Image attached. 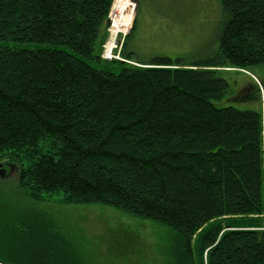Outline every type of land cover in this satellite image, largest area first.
Returning <instances> with one entry per match:
<instances>
[{
    "label": "trees",
    "instance_id": "obj_1",
    "mask_svg": "<svg viewBox=\"0 0 264 264\" xmlns=\"http://www.w3.org/2000/svg\"><path fill=\"white\" fill-rule=\"evenodd\" d=\"M220 3L213 57L137 62L136 20L124 63L102 57L114 0H0V42L60 48L0 46V264H96L47 203L153 222L166 264H195L197 241L200 264H264V116L216 104L221 69L264 66V0Z\"/></svg>",
    "mask_w": 264,
    "mask_h": 264
},
{
    "label": "rangeland",
    "instance_id": "obj_2",
    "mask_svg": "<svg viewBox=\"0 0 264 264\" xmlns=\"http://www.w3.org/2000/svg\"><path fill=\"white\" fill-rule=\"evenodd\" d=\"M124 2L133 3L136 7L134 10L128 6L125 8ZM130 16L132 23L126 27L123 24ZM109 18V35L102 57L124 63L127 61L121 56V46L136 20V28L127 46L129 51L135 53L134 59L137 62H149L158 56L186 59L189 62L209 59L218 51L224 23L220 0H114ZM113 27L120 31L115 38L113 58L107 59L105 53ZM0 46L29 50L60 49L15 41L0 42ZM221 70L229 89L223 99L216 102L217 106L255 111L264 116V66L252 67L248 71ZM10 174L9 180L4 182L14 180L16 167L14 174ZM6 186L8 188L14 185L8 183ZM22 200L27 201L24 198ZM36 206L56 214L70 224L82 227L89 241V255L95 259L96 264H166L165 248L158 242V237L164 232L153 222L133 218L110 206L76 208L61 207L55 203ZM129 229L140 233L141 238H125L124 234ZM115 231H120L124 238L118 237L119 233L115 235ZM199 247V241L195 242V264H200Z\"/></svg>",
    "mask_w": 264,
    "mask_h": 264
},
{
    "label": "bare ground",
    "instance_id": "obj_3",
    "mask_svg": "<svg viewBox=\"0 0 264 264\" xmlns=\"http://www.w3.org/2000/svg\"><path fill=\"white\" fill-rule=\"evenodd\" d=\"M119 29L117 27H113L111 36H110V40L108 42L107 48H106V53H105V57L107 59H112L113 56V50L115 49V38L117 36V34L119 33Z\"/></svg>",
    "mask_w": 264,
    "mask_h": 264
},
{
    "label": "water",
    "instance_id": "obj_4",
    "mask_svg": "<svg viewBox=\"0 0 264 264\" xmlns=\"http://www.w3.org/2000/svg\"><path fill=\"white\" fill-rule=\"evenodd\" d=\"M110 23V18L108 19V24ZM14 170H15V165L13 164H8V163H0V175L2 177H8V176H11L10 173L13 172L14 174ZM10 174V175H9ZM12 174V175H13Z\"/></svg>",
    "mask_w": 264,
    "mask_h": 264
}]
</instances>
